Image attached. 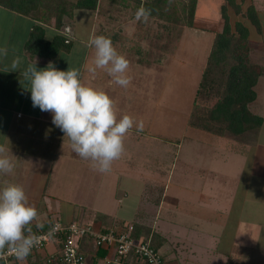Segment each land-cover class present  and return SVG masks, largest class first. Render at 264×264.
<instances>
[{
  "label": "rangeland",
  "instance_id": "1",
  "mask_svg": "<svg viewBox=\"0 0 264 264\" xmlns=\"http://www.w3.org/2000/svg\"><path fill=\"white\" fill-rule=\"evenodd\" d=\"M199 1L192 26L170 24L171 28L166 29L165 26L159 27L156 20H149L147 23L135 21L136 11L122 9V7L117 12L112 9L108 10L105 16L101 14L100 10H96L97 12L93 14L95 17H82L79 13H93L90 10L79 11L75 24L74 18L67 19L62 30L72 36H74V31L75 35H78L79 32L81 37L79 40L75 38L74 45L77 41L80 43L82 39L95 38L98 36L97 33L99 34V31L102 30L109 34L117 33L118 39L122 38V42H113V46L130 62L128 75L132 77V82L129 87L123 88L117 85L113 78L102 70H97L95 73L89 72L88 68L93 61L91 57L82 67L83 81L85 85L93 86V88H98L108 94L115 101L118 116L127 114L138 122L143 121L144 128L143 131L138 132L134 127L127 135L124 141V156L114 161V166L119 168L120 172L115 171L113 174H108L107 180H103L104 177L101 173H92L89 169H87V174L84 171L82 177H78L76 168H67L70 164H65L67 166L64 168L65 165L62 162L56 163L57 179H54L50 189L51 195L53 194L56 199L46 204V209L42 205L43 210L39 203H31L28 200V203L38 210L41 223L50 218L56 222L72 220H82L85 223L94 222L95 217L81 215L85 209H87L88 215L89 212L95 210L111 215L118 214L117 216H120L121 219L115 216L117 218H112V220H116L114 222L118 220L130 221L133 217L138 218L140 212H144L145 216L149 214L150 217H153L156 209L154 204L149 203L150 200L147 201L150 195L145 194L144 191L142 196L141 187H129V175H135L138 179L143 175L151 181L158 179L161 182H167L168 179L169 183L174 178L168 194L176 197L183 195L182 200L187 204L203 188L206 189V184L199 188L197 183L202 185V180L205 178L212 181L213 176L217 177L215 179L217 184L224 185L223 191L214 189L215 194L221 195V197L223 195L230 197L234 182L237 185L241 184L238 191L240 197L242 192L246 191L247 182H250L248 174H246L247 159L242 154L237 153L238 156L230 151L232 144L229 141L232 138H223L226 142L221 144L223 139L220 136L191 127L188 124L201 72L212 48L215 34L221 32L224 27L221 8L225 0ZM254 1L261 11L263 24L261 33L247 18L235 14L232 9L229 12L233 18V26L236 20L242 19L249 27L250 39L254 43L250 59L253 63L264 66V0ZM179 2L181 4V0ZM250 3L251 0H245L243 9L246 10ZM105 18H108L107 21L113 22V25H105ZM0 19L9 26L11 22H15L14 25L12 24L13 27L23 25V22L27 25L32 22L30 18L15 14L3 7H0ZM93 20L96 25L93 24ZM54 31V28H48V38L52 39ZM84 43H86L85 40ZM160 43L164 46L163 48H157V44ZM140 44L141 47L143 46V50L146 48L144 51L155 44L156 47H153L156 48V51L142 53L143 51L138 50ZM86 49L87 47L83 45L79 51L82 53V57L74 55L73 59L68 62L66 53L62 56L58 55L59 60L55 62L54 67L60 70L59 66L65 65L67 62L66 67L77 69L83 62ZM92 49L94 51V48ZM6 62L9 61L6 60ZM1 80L15 89L17 82L18 85H22L21 76L14 71L4 74ZM257 92L259 97L252 103L251 108L264 115V76L257 85ZM253 135L257 134L253 133ZM254 139L263 141L264 129ZM68 146L70 148L68 151H71V146ZM68 151L66 150V152ZM163 151H171V153L164 157ZM127 157H129V161L126 160ZM22 158L23 155L20 159ZM85 161L84 164H88V166L91 164V161ZM199 165L202 167L200 166L198 170L197 166ZM241 168L242 178L238 181ZM210 169L216 170L218 173L212 174ZM138 171L140 173H137ZM175 171L177 173L174 174ZM192 182L194 187L191 190L187 189L189 185L192 187ZM250 191L254 192V199L259 195L264 196V185L257 188L252 186ZM128 195L129 197H127ZM125 199H133V203L129 204ZM100 219L101 217L97 221L102 222ZM151 220L150 222H152ZM184 222L194 223L195 221L190 218L185 219Z\"/></svg>",
  "mask_w": 264,
  "mask_h": 264
},
{
  "label": "crops",
  "instance_id": "2",
  "mask_svg": "<svg viewBox=\"0 0 264 264\" xmlns=\"http://www.w3.org/2000/svg\"><path fill=\"white\" fill-rule=\"evenodd\" d=\"M79 11L84 10H78L75 13L74 24L77 22L76 17ZM92 12L79 13L82 17H87L94 16L93 14L97 11ZM94 21L93 24L96 25ZM14 23L11 22L9 26L0 19V48L8 49L6 57L0 55V145H4L9 149L7 155L16 163V167L11 174L0 173V188L8 184H20L31 203L37 204L43 200L48 204L56 199L50 192L54 179H57L56 163L70 164L67 168H76L78 177H82L84 171L87 174V169L91 170L92 173L101 172L94 169L91 164L89 166L84 164L86 162L85 159L78 156L72 147L71 151H68L70 149L68 145L71 146V142L52 123V113L43 112L38 107L34 108L32 106L31 92L28 90L30 82L23 79L19 71H23L35 61L37 70L45 69L50 62L55 66L59 56L55 60L47 62L26 52L24 45L34 22H30L28 25L23 22V25L20 24L18 27H13ZM106 24L113 25V22L105 21ZM75 33L74 31L73 40L75 38L79 40L81 38L79 32L78 35H75ZM55 34L56 31H54L52 38ZM84 40L86 43H84ZM90 40L82 39L80 43L77 41L70 52H61L59 54L62 56L66 53V61L68 62L73 59L74 55H79L81 58L82 53L79 52L81 47L83 45L87 47L83 62L77 68L83 83L85 82L83 81L82 67L89 57L94 59V51L89 46ZM148 49L144 51L141 44L138 46V50L143 51L142 53H147ZM16 57L20 58L21 64L18 71L14 72L21 76L22 85H18L17 82L15 89L11 85L3 83L4 81L1 80V77L10 73L12 70L11 63ZM6 60L9 62H6ZM66 63L65 65L59 64L61 71L76 69L74 67H66ZM263 129L264 125L256 132L257 135H253L255 132H250L244 140L230 137L232 138L229 141L232 144L230 151L235 154H242L247 159L245 164L246 174H248L250 182L246 181L248 185L246 186V191L242 192L241 197L238 192L241 184L237 185L235 182L230 197H226L223 194V197H221V195L215 194V190L223 191L224 185L217 184L215 182L217 177L213 176L212 181L205 178L202 180V185L197 183L199 188L206 184V189L204 190L203 188L204 191L202 190L198 195H195V198L187 204L182 200L183 195L182 197H176L168 194L170 184L174 178L169 183L167 178V182H161L158 179H152L151 181L143 175L139 176V179L135 175L128 176V182L131 185L129 187H141L142 196L148 186V184L146 185L147 182L154 183L152 187L156 190V195H158V185L165 184V192L159 204L158 201L152 203L147 200L150 204H154L156 210L153 217L146 213V220L150 221L152 219L150 223L165 240L160 251L165 257L166 264H264V196L259 195L258 198L254 199V192L251 193L250 191L252 186L257 188L264 185V140L254 139V137L262 133ZM219 136L221 139L229 137ZM225 142L223 139V142L220 143ZM163 153L164 157H166L171 151H163ZM22 155L23 158L20 159ZM66 157H71L72 159ZM126 160L129 161V157ZM206 164L208 163L206 162ZM200 166L202 167V165L197 166L198 170ZM118 169L113 162L110 171L101 173L104 177L103 180H107L108 174H113L115 171L120 172ZM210 171H212V174L218 173L216 170L210 169ZM137 173H140V171ZM175 173L177 172L175 171ZM241 174L242 168L238 181L242 178ZM234 178L236 177L234 176ZM193 187L194 183L192 182V187L189 185L187 189L191 190ZM125 200L129 204L133 203V199ZM86 211L87 209L81 214L83 217L86 215L99 216L100 214H106L104 211L95 210L94 212H89L88 215ZM106 215L113 218L118 214ZM117 217L121 219L120 216ZM190 218L195 222H184L185 219Z\"/></svg>",
  "mask_w": 264,
  "mask_h": 264
},
{
  "label": "trees",
  "instance_id": "3",
  "mask_svg": "<svg viewBox=\"0 0 264 264\" xmlns=\"http://www.w3.org/2000/svg\"><path fill=\"white\" fill-rule=\"evenodd\" d=\"M0 0V6L17 14L30 18L34 23L29 37L24 45L26 52L45 61L54 60L61 52H70L74 46L73 36L65 33L63 27L66 19H73L78 10H100L103 16L110 9L118 11L122 7L136 11L141 5L152 9L149 20L158 21L159 27L171 28L172 25L192 26L199 0ZM245 0H225L221 8L224 18V27L215 34L212 48L207 57L206 64L201 73V78L193 100L188 118L191 127L221 136L235 137L244 140L248 133L258 132L264 125V116L252 110L251 106L258 98L257 85L264 76V66L253 63L250 59L254 43L250 39V29L242 19L235 21L230 14L232 9L235 14L247 18L261 33L263 24L260 9L251 0L247 9H243ZM111 20L112 18L109 17ZM108 18H105L107 21ZM163 24H161V23ZM48 27L54 28L56 34L52 39L47 36ZM97 35H104L112 43L122 42L117 33L109 34L105 30ZM152 46V44H151ZM153 46L156 47L155 44ZM150 47L148 52H155V47ZM164 46L160 43L157 48ZM141 51V50H140ZM142 52V51H141ZM171 52V51H170ZM148 184L145 194L150 195L148 200L152 203L162 200L165 184H159L156 190L153 182ZM156 186V185H155ZM157 198V199H156ZM39 205L46 209L42 200ZM105 230L127 229L133 226L132 236L137 239L150 241L151 246L159 251L164 238L155 227L146 220L144 212L138 218L130 221L112 220L108 215H99ZM91 219V218H90ZM53 219L44 222L43 229H37L33 224V232L47 231L53 226ZM89 223V222H88ZM116 223V224H115ZM165 260V257L163 255ZM166 262V260H165Z\"/></svg>",
  "mask_w": 264,
  "mask_h": 264
},
{
  "label": "clouds",
  "instance_id": "4",
  "mask_svg": "<svg viewBox=\"0 0 264 264\" xmlns=\"http://www.w3.org/2000/svg\"><path fill=\"white\" fill-rule=\"evenodd\" d=\"M152 9L141 5L135 12V21L147 23ZM94 48V59L88 71L106 72L114 82L127 88L132 82L128 75L130 62L118 53L110 38L99 35L89 41ZM0 55L7 56L8 49L0 48ZM21 60L13 59L11 71H18ZM30 82L32 106L52 113V123L70 140L73 151L101 173L111 170L112 163L125 151L124 141L135 127L143 131V121L130 115L118 116L115 101L104 91L85 85L78 69L57 70L50 62L45 69L37 70L36 61L19 71ZM0 145V173L11 174L15 161ZM33 224L43 229L38 210L28 203L21 185L8 184L0 188V259L6 251L24 264L33 248L40 244V237L33 232ZM59 225L50 229L53 234Z\"/></svg>",
  "mask_w": 264,
  "mask_h": 264
},
{
  "label": "built area",
  "instance_id": "5",
  "mask_svg": "<svg viewBox=\"0 0 264 264\" xmlns=\"http://www.w3.org/2000/svg\"><path fill=\"white\" fill-rule=\"evenodd\" d=\"M53 233L39 230L40 244L33 248L24 264H166L162 252L150 241L132 236L127 229L105 230L102 223L53 222ZM51 228V229H52ZM0 264H21L10 252Z\"/></svg>",
  "mask_w": 264,
  "mask_h": 264
}]
</instances>
